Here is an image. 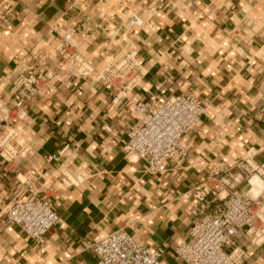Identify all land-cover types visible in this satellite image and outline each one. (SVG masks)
I'll return each instance as SVG.
<instances>
[{
    "label": "crops",
    "instance_id": "0c3cea01",
    "mask_svg": "<svg viewBox=\"0 0 264 264\" xmlns=\"http://www.w3.org/2000/svg\"><path fill=\"white\" fill-rule=\"evenodd\" d=\"M0 12V105L18 78L39 85L0 134V264H95L90 244L119 228L161 249L162 264H182L175 247L196 219L193 190L214 165L264 202L261 176L249 189L240 173L247 155L264 164V0H0ZM126 50L142 72L116 101L87 69ZM184 93L206 114L182 136L188 156L150 175L123 150L141 120L133 106ZM29 188L59 216L41 244L4 219L9 199ZM231 248L242 264H264V242L242 229Z\"/></svg>",
    "mask_w": 264,
    "mask_h": 264
},
{
    "label": "built area",
    "instance_id": "2783aa9c",
    "mask_svg": "<svg viewBox=\"0 0 264 264\" xmlns=\"http://www.w3.org/2000/svg\"><path fill=\"white\" fill-rule=\"evenodd\" d=\"M69 40L70 33L63 35L59 53H65ZM87 71L111 89L116 101L128 98L142 72L134 51L129 50L117 53L100 68L90 65ZM31 77L18 78L10 101L0 105V134L10 128L11 115L38 93L39 85ZM133 107L141 114V120L127 133L123 150L126 158L143 161L144 170L150 175L162 173L169 164L188 156L182 136L197 126L207 111L206 103L193 93L172 95L149 104L138 102ZM59 155L51 157L58 159ZM195 161L204 163L201 157ZM241 167V177L249 189L254 187L251 180L255 175L264 181L263 163L250 161L247 155ZM233 174L231 167L214 165L204 182L194 188L193 195L198 201L193 212L196 219L190 226L188 239L175 247L182 264H242L243 252L228 249L238 229L244 231L251 244L264 242V202L258 194L248 196L236 189ZM4 214L7 224L17 226L39 244L59 220L51 197H40L30 188L28 194L17 193L10 198ZM90 245L95 264H162L161 249L149 250L125 228L113 230Z\"/></svg>",
    "mask_w": 264,
    "mask_h": 264
},
{
    "label": "bare ground",
    "instance_id": "6f19581e",
    "mask_svg": "<svg viewBox=\"0 0 264 264\" xmlns=\"http://www.w3.org/2000/svg\"><path fill=\"white\" fill-rule=\"evenodd\" d=\"M255 181H257V180H255ZM255 183H257V182H254V184H255Z\"/></svg>",
    "mask_w": 264,
    "mask_h": 264
}]
</instances>
